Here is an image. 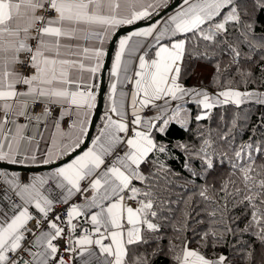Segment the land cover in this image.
I'll use <instances>...</instances> for the list:
<instances>
[{"label": "snow or ice", "instance_id": "6c2138e0", "mask_svg": "<svg viewBox=\"0 0 264 264\" xmlns=\"http://www.w3.org/2000/svg\"><path fill=\"white\" fill-rule=\"evenodd\" d=\"M166 6L0 0V162L36 161L41 124L50 120L56 135L41 163L68 158L46 176L0 170V264H154L162 256L171 264H233L237 253L264 264V0H182L163 23L120 39L105 123L85 143L103 45L120 26ZM186 60L210 63L218 90L187 86ZM56 108L59 119L75 117L70 132L52 116ZM173 126H195L196 142H166ZM173 149L184 155L187 177L167 163ZM212 173L215 185L196 188L207 224L190 241L188 220L205 221L185 210L193 189L178 181ZM169 229L182 246L162 244ZM245 235L259 240L258 252ZM226 245L231 257L201 251Z\"/></svg>", "mask_w": 264, "mask_h": 264}, {"label": "trees", "instance_id": "16d2710c", "mask_svg": "<svg viewBox=\"0 0 264 264\" xmlns=\"http://www.w3.org/2000/svg\"><path fill=\"white\" fill-rule=\"evenodd\" d=\"M173 1V0H172ZM170 4V2L168 3ZM153 17V16H152ZM151 17V18H152ZM149 19V18H146ZM186 63H189L190 66L193 68V70L190 72V74L186 77H183V82L191 87L194 85H199L201 87L206 88L209 92H214L217 91L218 89L211 83V77H212V73L214 71L212 65L210 63H206L203 61H187ZM202 64L205 66H208L209 68H211V72L208 75L207 79H202L201 81H196L195 78V72L198 68V66ZM109 75V74H108ZM106 95L107 93H105V99H104V108H103V113L99 119V122L96 126L95 132L94 134L97 133V131L101 128L103 122H104V114L106 112ZM247 110V109H246ZM254 112L257 111L256 108L252 109ZM215 111H220V109H216ZM259 111H264V109H259ZM215 114V113H214ZM255 115L252 117L253 120H255ZM209 123V127L212 128L213 130H216V121L213 120ZM159 138V137H158ZM244 140L248 139V135L245 134L243 136ZM197 140V137L195 136V126H193V129L191 131L185 132L180 130L178 127L173 126L172 131L170 132L169 136L166 138V142L167 141H171V144H175L177 141L179 142H187V143H195ZM171 146V145H169ZM173 156L174 158H170L167 160V163L171 166L172 169H174L176 172H181L184 176H188V173L186 170L183 169V163L185 160L184 155L181 154L179 149H173ZM219 178L216 176L215 173H212L210 175H208L206 178L205 177H201V178H189V182L187 184H185L184 180H180L178 181L179 184H184L186 188H190L193 189V191H191L190 193H186V195H190L191 199L189 200L188 205L185 207V210H189V209H196L200 212L199 216L196 217V219H203L205 221V223L202 224H197L195 223L194 219H189L188 220V230L183 234L184 237H187L190 241H192L193 238V231H200L201 229L205 228L206 224H207V217L205 215L204 211H201V209L204 207L205 202H203L201 200V198L198 195V191L196 190L197 185L203 184V183H207L209 185H215L217 183V180ZM177 194H180V189L176 188L175 189ZM210 210V209H209ZM238 211V210H237ZM179 215V214H178ZM193 215L195 216V213H193ZM179 219L182 221L183 220V216H180ZM177 234L172 232L170 229L167 231L166 237L165 239L162 241V244L166 245L169 242V239H171L173 241V243H176L177 245H180V241L177 240ZM181 239H183V237H181ZM195 239H198L195 238ZM244 241H247L248 243H250L253 247V249L258 252L260 250V242L258 239L255 238V236H250V235H245L243 237ZM182 246V245H180ZM198 245L193 242L189 244V247L192 248H196ZM201 251L206 255V256H213L215 254L216 251L219 252H223L224 254L229 255L230 257L233 255L232 251H231V245H226L225 247H222L220 249L217 250H213V249H201ZM237 256V259L233 260V264H251V262L249 261H245V260H241L239 259V256L241 254L237 253L235 254ZM154 264H171V260L165 257H160L158 259H156L154 261Z\"/></svg>", "mask_w": 264, "mask_h": 264}, {"label": "crops", "instance_id": "0c3cea01", "mask_svg": "<svg viewBox=\"0 0 264 264\" xmlns=\"http://www.w3.org/2000/svg\"><path fill=\"white\" fill-rule=\"evenodd\" d=\"M173 1H174V0H173ZM173 1H172V0H166L167 6L161 8V9H159V13H160L161 11H163L165 8H167V7L169 6V4H168L169 2H170V4H171ZM153 2H154V0H153ZM180 5H181V4H180ZM180 5L178 6L177 9H175L173 12L169 13L167 16H165V17H163L162 19H160L158 22H159V23H163V21H164L167 17H170V16L173 15L177 10H179ZM154 16H155V15H153V17H154ZM141 20L144 21V19H141ZM139 21H140V20H139ZM136 22H138V21H136ZM158 22H156V23H158ZM130 25H131V24H130ZM122 26H128V25H122ZM122 26H120V27H122ZM120 27H119V28H120ZM119 28H117V29L114 31L113 35L115 34V32H116ZM144 28H147V27H144ZM144 28L137 29V30H135V31H140V30H143ZM135 31H132V32L128 33V34L125 35V36L131 35V34H132L133 32H135ZM113 35L110 36L109 39L107 40V42L103 45V48H104L105 53L108 51V48H109V45H110V41H111ZM125 36H123V37L120 38V39H123ZM133 39H134V40L139 39V40H141L142 43H145V44H149V42L151 41V38H150V37L147 38L146 40H145L144 38H136V37H134ZM118 49H119V41H118V44H117V46H116V48H115V52H114V55H113V60H112L111 67H110V73H109V76H108L109 79H108V86H107V90H106L107 95H106V108H105V109H106V112H105V114L108 112V109H109V107H110L109 94H110V91H111V84H112L113 82H115V80H114V78L112 77V74H111V73H112L113 63H114V60H115V54H116V52L118 51ZM140 54H142V53H141V52H137L134 56L131 57V59L133 60V64L130 65V67H131L132 69H136V68H137V66H138V62L136 61V56H138V55H140ZM105 56H106V55H105ZM105 56H104V58H103V64H104V61H105ZM126 59H127V57H126ZM103 64H102V67H103ZM102 67H101L99 73L97 74L98 79L95 81V83H96V85H97V87H96V89H95L96 97H97V98H96V104H97V101H98V95H99V91H100V79H101ZM205 71H206V70H205ZM202 72H204V69L201 71V69L198 67L197 70H196L195 78H196V79L200 78V77H201V74H203ZM131 87H132V85H127V86H125V87L123 88V91L127 92V91H129V89H131ZM120 90H121V89H120V86L118 85V92H119ZM95 108H96V106L92 109V114H91V116L89 117V120H90L89 128H90V124H91V122H92V120H93V116H94V113H95ZM36 111H39V109H36ZM105 114H104V122H103V124L105 123ZM74 119H75L74 116H65L63 119H59V117L56 118L57 122H59V123L61 124L62 130L65 131V132H70V131H71V127H70V126H71L72 121H73ZM103 124H102V125H103ZM101 127H102V126H101ZM99 131H100V129L97 131V133H98ZM97 133L94 134V136H93L92 139H94V137L97 135ZM26 134H30V130H29V132H26ZM55 135H56V129H55V127L53 126V121L50 120V121L42 122L41 127H40V132H39V134H38V140H37V143H38V145H39V151H37V152L35 153V155H36V157H37L36 161L27 160V161H25L24 163L16 164V166L34 167V168H38V167H40V166H49V165H45V164L41 163V161L45 158V153H46V151H47L48 149H51V148L53 147L50 138H51L52 136H55ZM90 146H91V143L89 144L88 147H90ZM64 158H66V157H64ZM64 158H63V159H64ZM58 161H60V160H58ZM58 161H57V162H58ZM0 170H5V169H0ZM51 170H52V169H47V170H44V171L42 170V171H34V172H15V171H8V170H7V171H8L9 174H18V175L21 176L22 178H24V179H28V178H30L31 176H46V175L49 174V172H50Z\"/></svg>", "mask_w": 264, "mask_h": 264}, {"label": "water", "instance_id": "95a60500", "mask_svg": "<svg viewBox=\"0 0 264 264\" xmlns=\"http://www.w3.org/2000/svg\"><path fill=\"white\" fill-rule=\"evenodd\" d=\"M181 2H182V0H174L167 8H165L163 11H161L158 15H155L154 17H152L148 20H146V18H145L144 21L140 20L138 22H135L134 24H131L128 26H122L113 35V37L110 41L108 51L106 52L105 61H104L103 67H102L98 101L96 104L93 120L90 124L89 134L85 140V143L87 144V146H89L90 140L94 136L96 126L99 122V119H100L102 113H103L105 93L107 90L108 79H109L108 74L110 73V67H111L113 55L115 52V48L118 44V41L120 40V38H122L123 36L127 35L128 33L132 32V31H135L137 29H141L144 27H148V26L158 22L160 19H162L163 17L167 16L169 13H171L175 9H177ZM83 147L84 146L82 145V148ZM78 152H79V150H78ZM72 155L74 156V155H76V153H73ZM67 159L68 158L66 157V158L56 162L55 164H51L49 166H40L38 168L16 166V165L8 164L6 162H0V169H5L8 171H15V172H34V171H42V170L44 171L47 169H53L54 167L58 166L60 163L65 162Z\"/></svg>", "mask_w": 264, "mask_h": 264}, {"label": "rangeland", "instance_id": "374dc122", "mask_svg": "<svg viewBox=\"0 0 264 264\" xmlns=\"http://www.w3.org/2000/svg\"><path fill=\"white\" fill-rule=\"evenodd\" d=\"M198 67L201 69V71L204 69V72H202L203 74H201V77L200 78L196 79L197 82L198 81H201L202 79H207L208 75L211 72V68H209L208 66H205V65L200 64Z\"/></svg>", "mask_w": 264, "mask_h": 264}, {"label": "built area", "instance_id": "2783aa9c", "mask_svg": "<svg viewBox=\"0 0 264 264\" xmlns=\"http://www.w3.org/2000/svg\"><path fill=\"white\" fill-rule=\"evenodd\" d=\"M41 14H43V13H41ZM19 70H20V71H24L23 68H20ZM37 109H39V108H37ZM60 111H61V109H59V108L54 109V111L52 112V116H53L54 118H58V117H59V113H60ZM21 122H24L23 119H21ZM3 187H4V185H3L2 183H0V189H3ZM77 199H79V198H77ZM60 207L62 208V207H64V206H60ZM58 210H59V209H58Z\"/></svg>", "mask_w": 264, "mask_h": 264}]
</instances>
